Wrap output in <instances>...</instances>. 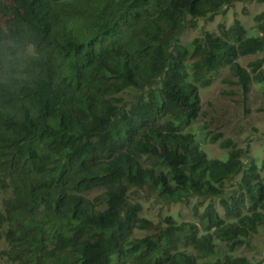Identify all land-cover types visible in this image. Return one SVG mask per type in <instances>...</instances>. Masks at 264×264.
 Masks as SVG:
<instances>
[{
	"label": "trees",
	"instance_id": "1",
	"mask_svg": "<svg viewBox=\"0 0 264 264\" xmlns=\"http://www.w3.org/2000/svg\"><path fill=\"white\" fill-rule=\"evenodd\" d=\"M236 1L0 0V45L35 54L0 82L7 264H256L235 251L264 225V161L232 137L226 159L209 157L184 130L213 73L228 67L244 95L264 84V56L238 60L264 51V10L251 35L235 18L179 41ZM207 125L205 139L223 137ZM148 197L201 202L156 224Z\"/></svg>",
	"mask_w": 264,
	"mask_h": 264
},
{
	"label": "rangeland",
	"instance_id": "2",
	"mask_svg": "<svg viewBox=\"0 0 264 264\" xmlns=\"http://www.w3.org/2000/svg\"><path fill=\"white\" fill-rule=\"evenodd\" d=\"M264 10V1L239 0L232 6L222 9L213 20L198 19L197 26L187 28L181 35L184 43H188L193 37L201 35L205 30L218 31L219 23H224L229 27L235 18L241 20L246 27L247 33L251 35L257 29L254 15ZM264 56V51L256 54H249L239 57L242 66L250 70L249 63L259 57ZM261 69L264 70V64ZM228 67H224L212 74L213 81L206 87L200 89L202 98V111L199 116L184 127L185 131H191L199 137L200 148L207 152L209 157H219L226 159L228 150L220 147V140L232 137L237 144L248 146L250 157L246 162L257 163L262 167L264 161V84L257 82L249 83V90L244 95L239 84L229 81L236 80L230 75ZM127 90L122 95L129 96ZM207 123L211 134L223 133V137L217 142H211L209 137L205 139V128ZM248 164V163H247ZM264 172V168L261 170ZM238 178V177H237ZM229 183L228 186H230ZM227 186V187H228ZM2 200V196L0 197ZM209 198L202 199L201 210L209 202ZM215 204L223 215V209L219 202V197L214 198ZM144 214L151 218L156 224L163 221L168 215H174L178 220L193 219V207L201 199L192 198L189 201L176 203H163L156 201L153 197L143 198ZM1 204V203H0ZM145 232H138L144 234ZM4 239L0 236V249L5 247ZM236 255L247 256L253 263L264 264V225L252 238L250 246H241L236 249ZM0 264H6L0 258Z\"/></svg>",
	"mask_w": 264,
	"mask_h": 264
},
{
	"label": "clouds",
	"instance_id": "3",
	"mask_svg": "<svg viewBox=\"0 0 264 264\" xmlns=\"http://www.w3.org/2000/svg\"><path fill=\"white\" fill-rule=\"evenodd\" d=\"M226 8L227 7H224V9H226ZM198 19H201V18H196L195 26H197ZM213 19H211V20H213ZM219 24H218V27H219ZM190 27H192V26H190ZM185 30H183L178 35L179 41L182 44H188L193 38L203 36L205 31H206L205 30L201 35L193 37L188 43H184L182 41V39H181V35H182V33ZM219 30H220V28H219ZM219 30L216 31V32H219ZM210 32H215V31H210ZM34 56H35V54H34V52H33V50L31 48H26V49H23V50H16V49L13 48V46L9 45L8 46V50L5 51L3 46L0 45V82L3 81L4 76L6 74H11V75H16V76L24 74L25 73V69L28 67V65L31 63V61L34 59ZM2 158H3V155L0 153V169L2 167ZM1 196H3V189L0 188V197ZM0 236L4 239V242L6 244L4 248L0 249V250H2V249H5L9 245H8L7 241L5 240L4 236L1 233H0ZM0 258H3V257H0ZM3 259L5 261H7L6 258H3Z\"/></svg>",
	"mask_w": 264,
	"mask_h": 264
}]
</instances>
